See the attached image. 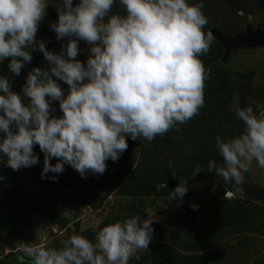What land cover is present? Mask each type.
Segmentation results:
<instances>
[{
	"label": "clouds",
	"instance_id": "9594fccd",
	"mask_svg": "<svg viewBox=\"0 0 264 264\" xmlns=\"http://www.w3.org/2000/svg\"><path fill=\"white\" fill-rule=\"evenodd\" d=\"M118 3L122 11H113ZM46 0H0V61L19 76L31 50L42 53L48 67H32L20 92L0 75V160L16 171L41 163L40 178L68 165L81 178L103 174L128 147L125 137L151 141L196 115L204 104L207 70L200 59L212 44L203 0H58L49 28L59 52L36 38ZM87 45L82 63L77 59ZM67 85L65 91L57 81ZM27 98L24 102L22 96ZM52 101H58L61 115ZM230 109L242 125L231 137H215L221 163L209 159L208 173L232 185L230 196L242 195L244 173L255 165L264 170V104L241 106L233 96ZM55 163H50L51 159ZM201 172L196 164L192 175ZM187 181L169 193L181 200ZM195 210L197 205L192 204ZM152 218L131 215L103 224L92 240L70 234L58 246L22 243L17 251L27 264H129L148 249Z\"/></svg>",
	"mask_w": 264,
	"mask_h": 264
},
{
	"label": "rangeland",
	"instance_id": "374dc122",
	"mask_svg": "<svg viewBox=\"0 0 264 264\" xmlns=\"http://www.w3.org/2000/svg\"><path fill=\"white\" fill-rule=\"evenodd\" d=\"M46 3L55 5L58 0ZM52 5H46L35 35L47 49L59 52L60 42L49 28L57 19ZM112 10L122 11L118 3ZM202 12L207 18L204 28L215 20L224 33L244 31L247 25L264 30V0H203ZM78 46L84 50L77 55L83 63L88 45L78 41ZM222 49L212 41L200 57L208 72L203 106L187 122L156 137L144 150L143 162L138 164L134 148L143 141L139 137L118 160L105 161L103 174L86 173L84 178L65 164L55 181L48 178L52 173L41 179L43 153L38 145H33V151L41 163L34 166L13 171L0 160V255L17 251L22 243L55 247L70 234L88 237L103 224L140 215L152 218L153 231L148 249L139 253V260L130 258L129 264H155V256L159 264H264V170L253 162L244 173L243 194L232 200L223 198L232 185L206 170L209 159L221 163L215 137L242 131V123L230 109L233 96L241 106L254 110L256 102L264 104V47H239L225 62ZM29 50L32 59L24 63L19 76L8 69V58L0 61V75L10 72L12 90L18 93L32 67H48L42 53ZM57 83L67 90L62 81ZM52 107L55 112L50 115H61L58 101H52ZM196 164L201 172L192 175ZM179 181H187V191L182 201L171 200L169 193ZM39 194L41 201L33 204V196ZM197 196L204 207L194 210L191 205H197ZM236 212L240 217H233ZM0 264L4 263L0 260Z\"/></svg>",
	"mask_w": 264,
	"mask_h": 264
},
{
	"label": "water",
	"instance_id": "95a60500",
	"mask_svg": "<svg viewBox=\"0 0 264 264\" xmlns=\"http://www.w3.org/2000/svg\"><path fill=\"white\" fill-rule=\"evenodd\" d=\"M203 30L210 31L214 39L219 41L223 46L222 62H225L229 53L239 47L255 48L264 47V30L262 28H252L249 25L246 26L244 31L237 32L235 34L224 33L216 26L204 28ZM127 142V149L131 150L134 145V140L125 137Z\"/></svg>",
	"mask_w": 264,
	"mask_h": 264
},
{
	"label": "trees",
	"instance_id": "16d2710c",
	"mask_svg": "<svg viewBox=\"0 0 264 264\" xmlns=\"http://www.w3.org/2000/svg\"><path fill=\"white\" fill-rule=\"evenodd\" d=\"M216 22H215V20H213V22H212V24H211V26H215L214 24H215ZM211 26H209V27H211ZM217 27V26H216ZM206 28H208V27H206ZM218 28V27H217ZM219 29V28H218ZM221 30V29H220ZM222 31V30H221ZM222 32H224V31H222ZM213 41L215 42V43H217L218 45H222L219 41H217L216 39H214L213 38ZM247 48V47H246ZM222 50H224V49H222ZM223 52V51H222ZM222 56H223V54H222ZM2 75H7V76H9L10 75V72H8V71H6V70H4V72H3V74ZM238 124V122L236 121V122H233L231 125L232 126H234V125H237ZM171 129V128H170ZM167 133V132H166ZM164 135V134H163ZM160 137V136H162V135H157V136H154V138L151 140V141H147V140H145V139H143V141L142 142H136V146H134V148L136 147V149H137V152H138V156H139V158H138V164H139V162L141 163V162H143V160H144V150L146 149V147L147 146H149V144H151V143H153V140L156 138V137ZM231 136H233V134H231L230 135V137ZM163 138V137H162ZM35 147H33V149H34ZM199 158V156H197L196 157V159H198ZM200 161V160H199ZM40 174V173H39ZM163 178V177H162ZM162 182H166V180H162ZM230 192H232L231 190H226L225 192H224V199H228V200H232V198L233 197H235V196H230V195H228ZM227 193V194H226ZM43 195L42 194H39L38 196H33V204H35V201L38 199V198H41ZM193 197V196H192ZM195 198V200H196V198H197V200H198V202H196V204H197V208H200V206H201V208H202V206L204 207V205H203V203H202V198L200 199V197H194ZM217 198H219V197H217ZM37 201H41L40 199H38ZM91 201V200H90ZM95 204V203H94ZM93 207H97L96 205H93ZM196 210V209H195ZM230 211H231V209H230ZM227 214V213H226ZM235 215H236V217L238 218V217H240L239 216V212H236L235 214L233 213V217H235ZM93 232V231H92ZM87 239H89V240H92L93 238H94V233L93 234H90L88 237H86ZM58 246V245H57ZM0 260H1V262H3L4 264H7V263H11V262H13L14 264H23V263H27V259L26 258H23L22 256H21V254L18 252V251H10V252H8L7 254H4V255H0ZM153 260H154V262H155V264H159V261L160 260H158V257H153Z\"/></svg>",
	"mask_w": 264,
	"mask_h": 264
},
{
	"label": "crops",
	"instance_id": "0c3cea01",
	"mask_svg": "<svg viewBox=\"0 0 264 264\" xmlns=\"http://www.w3.org/2000/svg\"><path fill=\"white\" fill-rule=\"evenodd\" d=\"M36 244V243H35Z\"/></svg>",
	"mask_w": 264,
	"mask_h": 264
}]
</instances>
